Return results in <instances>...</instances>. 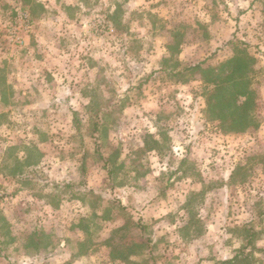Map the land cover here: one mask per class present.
<instances>
[{
    "label": "rangeland",
    "instance_id": "obj_1",
    "mask_svg": "<svg viewBox=\"0 0 264 264\" xmlns=\"http://www.w3.org/2000/svg\"><path fill=\"white\" fill-rule=\"evenodd\" d=\"M238 41L241 135L186 70ZM245 227L264 264V0H0V264H220Z\"/></svg>",
    "mask_w": 264,
    "mask_h": 264
},
{
    "label": "trees",
    "instance_id": "obj_2",
    "mask_svg": "<svg viewBox=\"0 0 264 264\" xmlns=\"http://www.w3.org/2000/svg\"><path fill=\"white\" fill-rule=\"evenodd\" d=\"M232 44L235 45V51L240 49L243 52L242 56H234L223 62L218 68H204L205 63H200L188 67L186 70L195 71L201 75L203 83L209 89L206 109L209 120L217 122L224 134L241 135L257 127L254 115L257 109V101L255 91L252 89L253 82L251 78L255 73V59L247 52L248 49L245 43L238 41L237 43L232 42ZM241 47L244 48L241 49ZM79 123L81 124L82 120L79 119ZM79 131H81L80 127ZM85 160L84 157L82 162L84 177H86ZM80 185L86 186V183L82 182ZM244 230L246 233L248 232L247 237L250 240L242 248L241 256L243 257L240 259V255H238L220 264L253 262L252 254L246 251L250 247L253 248L250 252L259 250L258 247H254L255 237L257 236L253 229L245 227ZM38 235L36 232L34 236L29 238V242H33V247L37 251L42 248Z\"/></svg>",
    "mask_w": 264,
    "mask_h": 264
}]
</instances>
